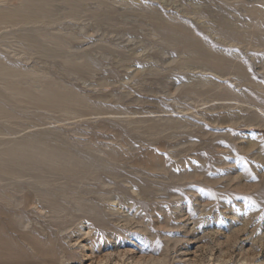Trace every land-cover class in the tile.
Returning a JSON list of instances; mask_svg holds the SVG:
<instances>
[{"label":"rangeland","instance_id":"374dc122","mask_svg":"<svg viewBox=\"0 0 264 264\" xmlns=\"http://www.w3.org/2000/svg\"><path fill=\"white\" fill-rule=\"evenodd\" d=\"M0 75V264H264V0H0Z\"/></svg>","mask_w":264,"mask_h":264},{"label":"bare ground","instance_id":"6f19581e","mask_svg":"<svg viewBox=\"0 0 264 264\" xmlns=\"http://www.w3.org/2000/svg\"><path fill=\"white\" fill-rule=\"evenodd\" d=\"M34 12V11H33ZM32 12V13H33ZM15 19V18H14ZM4 70H1V72H3ZM1 75H2V73H1ZM1 75H0V77H1ZM9 78V77H8ZM58 101V100H57ZM55 102V101H54ZM58 153V152H57ZM56 154V153H55ZM57 155V154H56ZM61 158V157H60ZM60 160V159H59ZM49 162V161H48ZM63 162V161H62ZM59 165H61V164H59ZM9 166V165H8ZM13 168V167H12Z\"/></svg>","mask_w":264,"mask_h":264}]
</instances>
